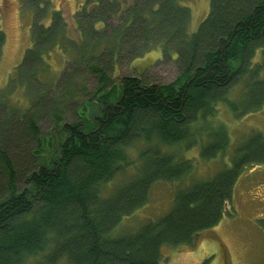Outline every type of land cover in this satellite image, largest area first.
I'll use <instances>...</instances> for the list:
<instances>
[{
    "label": "trees",
    "instance_id": "trees-1",
    "mask_svg": "<svg viewBox=\"0 0 264 264\" xmlns=\"http://www.w3.org/2000/svg\"><path fill=\"white\" fill-rule=\"evenodd\" d=\"M89 1L83 0L75 25L81 42L94 39L90 51L85 42L61 45L66 22L52 7L51 24L32 33L33 44L7 84L24 87L28 108H9V90L0 88V264H160L164 250L194 248L198 236L227 212L244 169L264 165V135L255 133L214 178L180 189L166 215L133 234L111 236L124 217L148 202L154 183L179 182L191 171L192 162L163 148L190 150L204 135L200 158L223 156L231 142L222 123L212 124L219 107L234 118L264 107V0H209L195 31L189 29L187 0H129L126 8L118 0H99L98 9L87 12ZM52 40L75 58L88 55L85 68L95 78V93L74 105L69 122L60 110L72 86L68 76L55 88L57 102L48 93L25 91L42 84L33 72L44 63L42 46ZM157 47L160 60L175 66L171 82L151 83L143 74L117 82L111 77L118 61ZM43 119L51 125L47 136L40 130ZM136 143L149 145L138 154L139 168L129 155ZM131 165L133 180L105 194Z\"/></svg>",
    "mask_w": 264,
    "mask_h": 264
},
{
    "label": "rangeland",
    "instance_id": "rangeland-1",
    "mask_svg": "<svg viewBox=\"0 0 264 264\" xmlns=\"http://www.w3.org/2000/svg\"><path fill=\"white\" fill-rule=\"evenodd\" d=\"M39 1L0 0V32L4 37L2 44L0 43V88L9 90L7 97L10 99L6 101V104L9 108L18 109L19 112L28 108V95L23 94V86L15 87L13 83L7 87L8 81H10L9 77L14 75V69L20 65L27 49L31 48L32 33L33 35L36 31L40 33L39 29L43 30L51 24L52 7L60 10L62 19L66 22L63 27L61 45L66 44L67 46L69 42L73 41L85 42L83 38L81 42V33L77 30L72 19V14L78 5L75 0H43L42 7H38ZM185 3L190 6L192 14L189 18V29L195 31L208 13L209 0H187ZM26 5L30 6L26 7ZM35 6L37 9L34 8ZM112 24L115 23L112 22ZM42 40L46 41V36H42ZM90 41H94V39L90 38ZM90 41L87 44L85 42V48L89 51L92 46ZM72 45L73 43L69 44L70 49ZM41 53L44 63L39 70L34 69L33 73L40 78L42 84L30 86L25 91H33V94L38 95L40 92L43 95L48 93L57 102L61 95L59 89L55 88L62 76H68L72 86L70 92H64L65 96L69 98L65 97L66 100L60 110L64 119L69 122L73 119L74 105L87 101L96 91L95 78L85 68L88 55L84 57L82 54H78L75 58L70 50L65 49L64 51V48L62 50L60 44H56L54 40L50 44L42 46ZM160 56L161 50L157 47L136 60L118 61L110 75L116 79L115 82L124 75H141L142 77L143 74L144 79L148 82L169 83L175 78L176 69L172 61L160 60ZM72 58L76 63L75 66L70 65ZM259 60L260 56L257 53L255 62ZM36 77L33 79L37 80ZM65 86L66 84L63 85V87ZM90 105L92 107V104ZM86 109L89 116L91 112L89 105ZM214 123H222L228 130L231 142L229 152L212 160L201 159L198 143L206 141L204 135L198 136L200 142L190 150L182 151L178 146L163 148V153H174L181 160L188 159L192 162L191 171L185 179L179 182L154 183L150 187L148 202L131 216L124 217L111 232V236L133 234L148 222L157 221L171 210L175 196L181 191L180 189H185L190 182L214 178L220 171L227 168L228 158L236 147L242 145L255 133L264 135V107L257 112L239 118H234L225 107H219L216 117L212 120V124ZM39 125L44 136L51 133L49 120L43 119ZM147 146L149 145L145 143H136L135 148L129 151L135 167L143 166V162L138 160V154ZM44 154H48L47 148H45ZM24 164L25 160H19L17 169L23 170ZM135 167L132 165L126 167L125 171L119 173L104 189V193L108 194L113 188L116 191L131 182L136 172ZM226 208L227 212L219 223L198 236L194 248L175 252L164 250L160 264H264V227L261 223L264 220V165H250L244 169L235 183L231 200L227 203Z\"/></svg>",
    "mask_w": 264,
    "mask_h": 264
},
{
    "label": "flooded vegetation",
    "instance_id": "flooded-vegetation-1",
    "mask_svg": "<svg viewBox=\"0 0 264 264\" xmlns=\"http://www.w3.org/2000/svg\"><path fill=\"white\" fill-rule=\"evenodd\" d=\"M98 1L99 0H90L89 4H87V6L85 7L86 11L87 12L90 11V10H95L96 11L98 9V7H99ZM75 2H77L78 5H77V7L75 8V11L72 14V19H73L74 24H75L76 14L78 12H80V10H81V8L83 6V0H75ZM117 2L124 8L128 7V4H129V0H118ZM124 2H126V3H124ZM57 11L60 12L59 9H57ZM102 27H103V25L101 26V28Z\"/></svg>",
    "mask_w": 264,
    "mask_h": 264
}]
</instances>
